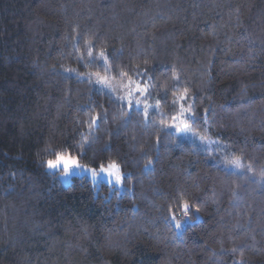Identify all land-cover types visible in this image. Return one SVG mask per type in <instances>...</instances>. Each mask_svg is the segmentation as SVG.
Masks as SVG:
<instances>
[{
  "label": "trees",
  "instance_id": "obj_1",
  "mask_svg": "<svg viewBox=\"0 0 264 264\" xmlns=\"http://www.w3.org/2000/svg\"><path fill=\"white\" fill-rule=\"evenodd\" d=\"M182 96L241 172L164 127ZM57 152L115 163L123 192L63 186ZM261 170L264 0H0V264H264Z\"/></svg>",
  "mask_w": 264,
  "mask_h": 264
},
{
  "label": "rangeland",
  "instance_id": "obj_2",
  "mask_svg": "<svg viewBox=\"0 0 264 264\" xmlns=\"http://www.w3.org/2000/svg\"><path fill=\"white\" fill-rule=\"evenodd\" d=\"M92 79L95 81V83L104 91L110 93L112 96H114L121 104L125 105L127 108H136L140 109L141 111H147L150 110V106L148 105V102L145 101V98L147 97V91L143 87H139L136 84L132 83H122V84H113L109 79L104 78V77H92ZM137 89H143V91H137ZM131 93V94H130ZM179 97V105H180V110L179 113L176 116H173L171 119L168 120L167 124L164 125L165 128L168 130H171L173 132H176L180 137L187 139L190 143H192L195 147L201 149V150H207L211 154H215L216 152L219 153L218 156L220 157L219 160H222L221 166L231 172H236L239 173L241 172V167L239 169H235L232 166L231 161H239L238 159H230L227 160L228 158H223L222 151L218 146H213L216 145V141L214 140H207L203 139L202 137L197 136L195 133L189 131L188 129L185 128L184 123H182V120H185V117H187L190 114V109H189V103L185 99L184 96ZM129 100L131 101V106L129 105ZM137 101H139V104H137ZM181 109H184V115L181 116ZM161 116V114H160ZM163 116V115H162ZM175 118V119H174ZM214 142V143H213ZM216 142V143H215ZM240 162V161H239ZM80 164V163H79ZM241 164V162H240ZM81 165V164H80ZM82 167L80 169H73L70 171L68 176H64L62 171H51L46 168L48 172L51 173H57L58 179L60 183L63 186H67L71 179L73 177H85L88 179L93 187L95 189L99 188L100 184H106L107 186L110 187V192L112 190H116L119 193H122L124 190V184H123V177L124 175L120 172L119 174L121 176V182L117 184L115 182L114 177H109L106 172L101 173L100 169H94L89 166H84L81 165ZM105 169L108 168V165L104 167ZM119 168V167H118ZM83 169H94L97 172V177L94 180L91 174V171H85ZM175 229L178 233L181 232V226L177 223L174 224ZM179 225V227L177 226Z\"/></svg>",
  "mask_w": 264,
  "mask_h": 264
},
{
  "label": "snow or ice",
  "instance_id": "obj_3",
  "mask_svg": "<svg viewBox=\"0 0 264 264\" xmlns=\"http://www.w3.org/2000/svg\"><path fill=\"white\" fill-rule=\"evenodd\" d=\"M137 91H143V89H137ZM131 94V93H130ZM183 99V97H181ZM137 104H139V101H137ZM129 105L131 106V101L129 100ZM181 116L184 115V109H181ZM175 119V118H174ZM191 120L192 123H195V115L194 113H190L187 117H185V120H182V123H185L186 121ZM233 168L239 169L241 167V164L239 161H231ZM41 166H46L48 170H51L53 172L55 171H62L63 175L66 177L69 175L70 171L73 169H80L82 166L78 163L77 158L74 156L66 155L61 152H57L54 159H49L46 161V164H43ZM85 171H91L92 177L95 180L97 177V172L94 169H83ZM249 172L252 171V168L249 167ZM101 173L106 172L109 177H114L115 182L119 184L121 182V176L119 174V168L115 163H111L108 165V168L105 169L103 166L100 169ZM261 175L264 176V170H261ZM188 204L185 203L183 205L184 213L185 215L188 214ZM179 227V225H177ZM233 252L237 251V249H232Z\"/></svg>",
  "mask_w": 264,
  "mask_h": 264
},
{
  "label": "water",
  "instance_id": "obj_4",
  "mask_svg": "<svg viewBox=\"0 0 264 264\" xmlns=\"http://www.w3.org/2000/svg\"><path fill=\"white\" fill-rule=\"evenodd\" d=\"M194 222L192 224H197L200 222V217L196 212H193ZM185 222L188 223V218L185 219Z\"/></svg>",
  "mask_w": 264,
  "mask_h": 264
}]
</instances>
